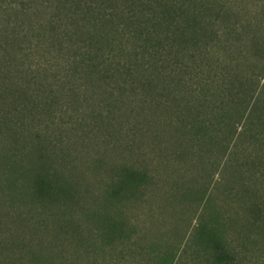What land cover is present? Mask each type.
Wrapping results in <instances>:
<instances>
[{
    "label": "rangeland",
    "instance_id": "1",
    "mask_svg": "<svg viewBox=\"0 0 264 264\" xmlns=\"http://www.w3.org/2000/svg\"><path fill=\"white\" fill-rule=\"evenodd\" d=\"M100 2L105 0H43L26 8L21 4L12 9L0 7V66L9 70V83L26 95L27 100L22 97L27 106L35 108L28 113L27 123L45 131L39 138L28 136L26 142L14 143L0 128V238L21 237L23 243L35 246L34 239L43 244L59 236L61 247L73 251L74 238L62 235V207L73 202L66 205L56 198L48 205L25 196L30 189L27 178L21 174L13 182L15 174L5 159L8 154L1 155L6 149L26 157L43 148L52 155L51 167L57 172L53 178L76 193L79 203L72 209L73 217L86 231L110 210L126 220L107 256L81 264H161L166 251L191 254L197 246L200 221L213 225L217 210L243 219L248 215L240 201L226 196L228 183H238V163L227 159L236 144L250 146L258 135L264 142V0H202L198 41L189 39L191 34L179 38L171 32L176 23H183L176 8L181 9L185 0H118L140 20L154 12L165 20L164 14L170 13L168 20L175 23H150L136 42L121 39L113 31L114 43L110 47L103 43L111 64L92 75L87 72L92 62L87 46L93 34L77 8ZM165 2L173 7L161 8L162 14L157 6ZM94 54V61L100 62L102 57ZM106 66L111 69L108 74ZM183 77L185 83H176ZM3 80L0 75V83ZM185 95L192 99V112L179 111ZM45 100L48 104L35 107ZM204 100L208 107L201 105ZM217 105L225 115L217 142H192L186 131L178 130L185 116L197 115L210 122L208 132L216 137ZM234 118L237 121L232 125ZM223 136L227 147L220 144ZM38 142L42 147L34 144ZM21 160L26 163L22 172L34 165ZM125 165L152 175L124 198L112 200L109 187ZM244 165L246 175L257 181L264 203V160ZM45 217H49L48 229L41 223ZM227 228L233 232L232 226ZM230 237L236 245L246 241L255 249L252 260L245 263L264 264V237L257 243ZM9 242L0 245V264L10 263ZM127 244L133 245L132 252L119 257V248ZM189 252L176 261L205 264L201 257L188 256ZM25 256L31 258V252L25 251ZM68 258L70 262L75 259ZM58 260L38 257L31 263L68 262Z\"/></svg>",
    "mask_w": 264,
    "mask_h": 264
},
{
    "label": "trees",
    "instance_id": "2",
    "mask_svg": "<svg viewBox=\"0 0 264 264\" xmlns=\"http://www.w3.org/2000/svg\"><path fill=\"white\" fill-rule=\"evenodd\" d=\"M38 1L43 0H0V7L2 8L5 6L7 9H12L21 4L22 8H26L27 4H33ZM202 3V0H185V5L182 6L181 9L176 8L178 16L183 18V23H176V27L171 29L173 37L178 36L181 38L183 35L187 36L188 34H191L192 37L189 39L192 38L194 41L199 40V31L203 22ZM104 5L105 8L102 10L101 8ZM80 7V10L77 8V11L81 13L82 19L87 20L85 22L87 23V30L93 34V37L90 39L91 41L87 46V52H90L88 54L91 56L90 58L92 62L88 64V70L86 69L87 72L92 75H94L96 70L104 72V68H101L102 65L111 64V62H108L109 58L106 57V47H104L103 43L109 47L112 43H114L116 38H112L113 31L116 30L120 34L121 39H133L136 42L137 39H139V34L146 30L150 23H175L171 18V21L168 20V15L170 13L164 14L161 10V8H166L168 10H170V8L172 9L173 6L169 2L159 3V6H157V8L161 10L162 14L165 16L167 15L165 20L161 14H156L155 12L151 16L140 20L137 18V13H127L126 8L120 5L118 0H105V2H100L98 6H93L91 4L86 5L85 7L80 5ZM132 7L133 6L130 5L129 10ZM131 25H134L135 27L132 28ZM140 25H143L144 28L137 27ZM108 27H110V29ZM150 35L153 36L152 31H150ZM170 37L171 36H168V38ZM93 53H95L94 55H96V57L97 55L102 57L100 62L94 61V58L92 57ZM105 70V73L108 74L111 69L106 66ZM8 71L9 70L5 66H0V75L4 79L3 83H0V128L2 131L9 134V137L14 143H19V141L24 143L27 141L28 136L39 138L45 131L41 127L33 126L27 123L25 120L28 113L35 108L30 109L27 106V102L24 101L23 98L24 96L26 97V95L23 96V93L18 92L17 88H14L13 83H9L7 79ZM150 79V82H153L154 76L152 75V78ZM182 82L185 83L184 77L179 79L176 83ZM16 83L18 87H22L19 82ZM74 92H76V89ZM27 95L30 96L29 94ZM186 95L193 96L191 93H186ZM186 95L184 101L179 103V111L192 112V99L187 98ZM30 97H32V95ZM27 99L28 98L26 97V100ZM48 101L49 100H45L37 103L35 104V107H41L42 104L46 105L48 104ZM10 103H12V106L8 107ZM201 105L208 107V101H201ZM220 107L221 106L218 105L214 107L217 111H220L218 113L220 117L217 119L218 133L216 134V137L215 134L208 132L210 122L197 115L187 117L189 116L188 114L185 116L184 119L179 121V124L177 125L178 130L186 131L188 136L191 137L190 140H192V142L196 139L209 143L216 141L217 137H220V125L223 123L225 118V115L221 112L223 109L220 110ZM198 112L202 113L203 110L199 109ZM236 121L237 120H235V118L232 119V125L235 124ZM170 122L171 121H165L167 124ZM243 134L245 137L248 133L246 131V133ZM149 135L152 137L154 136L153 133H149ZM224 139L225 137L223 136L222 140H220V144L227 147V142L223 144ZM258 140H261L259 135L254 137L250 146H245L244 148H241L238 144H236L232 157L227 159V161H235L238 163L236 166L237 171L235 172L236 181L238 183H228V188L225 192L226 196L230 200L236 199L240 201L248 215L245 219L239 217L238 215L228 216L225 215L222 209H220L217 210L215 214L216 223L213 225H209L208 222L204 220L200 221L199 227L197 228V246L195 249L191 250V254L189 251H186L189 252V254H187L188 256H194V258L196 256L201 257L205 261V264H247L245 262L252 260V257L254 256L252 255L254 254L252 251H255V249H250V245H247V243H245L246 241H243L240 245H236L234 238L230 237V234L237 237L239 240L247 239L248 241H252L254 243H257L264 237V203L259 199L261 196L257 189V181L254 182L252 175H246L244 167V164L247 162H263L264 153L262 150L264 149V142H262V140ZM34 144L39 148L42 147L40 146V142ZM252 145L257 146L260 149L256 151L252 150L250 148ZM41 149L43 151H39L38 154L26 157H20V155L16 152H5L6 149L3 152L1 151V155L3 156L4 154H8L5 159L9 161V166L12 167L15 174L13 182H16L17 179L20 178L19 176L21 174L27 178L30 189L29 192L26 191L25 196L43 200L44 203L48 205L51 204L52 200H56V198L62 199L66 205L68 201L73 202L68 204V206L62 207V235H71L75 240V245L73 251L68 253L65 248L61 247L59 236L58 238L56 237L55 240L50 239L43 244L42 241L34 239L35 246L23 243V238L21 237H18L15 240H11L10 238H0V245L10 241V249L8 253L10 263L7 262L5 264H32L31 262L34 263V260L38 257L49 258L50 261L55 258L56 261L58 259V261L61 260L62 262L65 260L68 261L66 264H81L82 261H91L92 259H99L101 256H107L117 244V239L119 238L117 230L120 231V228L125 226L126 220L124 218H117L112 210H110V212H106L98 219L97 224L94 223L92 226H89L90 230H87L88 233H86L87 231L85 229V225L78 222L73 217L74 215L72 213V209L79 203L76 193L72 192L69 185L53 178L57 172L52 170L51 167V161L49 159H51L50 157H52V155L47 152L45 153L43 148ZM21 158H25L34 163L31 167L26 168V172H22V169L26 167V163L24 160H21ZM228 164L229 163L226 164V167ZM118 174L117 180L109 187V195L112 200L124 198L130 192L135 191L141 185L142 181L146 179V177L152 175L142 168L129 165L121 167ZM8 180H10V178H8ZM4 198L8 201H15L14 198H11L10 196H5ZM63 216L66 217L63 219ZM25 220H27L31 225L34 224V221L30 218H26ZM41 223L46 229H48L49 217L42 218ZM229 225L233 227V232L231 233L227 228ZM103 242H107V244H103ZM128 245L129 244L119 248V257H126L132 252L131 246L133 245L129 247ZM26 249L31 252V258H26ZM55 250H57V252L53 254ZM186 252H179L178 255V253L173 251H166L162 254L163 261L161 264H182L180 261L181 259L179 261H176V259H179L180 257H182V259L185 258L184 256L186 255ZM69 256H74V261L70 262L68 258Z\"/></svg>",
    "mask_w": 264,
    "mask_h": 264
}]
</instances>
